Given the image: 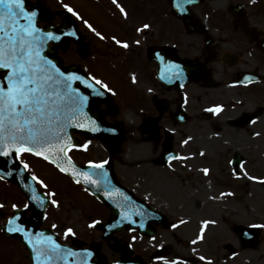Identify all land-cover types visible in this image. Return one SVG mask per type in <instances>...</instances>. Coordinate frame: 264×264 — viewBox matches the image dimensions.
Wrapping results in <instances>:
<instances>
[{
  "label": "flooded vegetation",
  "instance_id": "obj_1",
  "mask_svg": "<svg viewBox=\"0 0 264 264\" xmlns=\"http://www.w3.org/2000/svg\"><path fill=\"white\" fill-rule=\"evenodd\" d=\"M61 2L71 4L102 32L128 39L130 48L110 47V42L100 41L67 13ZM119 2L128 11L127 20L119 16L111 0H27L29 6L46 11L48 19L39 21L42 28L55 25L65 31L78 30L77 37H64L59 44L51 45V50L56 46L63 68L79 72L87 68L112 87L122 82L139 93L137 101L130 93L121 98L117 93L91 98L90 107L100 117L101 131L70 130L75 143L89 142L86 151L70 153L73 164L78 170L92 172L89 160H107L105 168L111 187L128 190L164 217L148 212L143 229L134 224L119 228L112 218L113 201L118 194L106 199L103 186L97 190L92 185H76L71 176L57 169L62 179L44 177L37 169L38 158L31 157L32 170L58 191L61 207L57 210L48 206L47 219L45 211L39 216L33 208L23 212L21 218L29 229L52 234L62 245L75 251L88 249L92 253L89 264H162L154 259L158 255L204 264L192 254L194 246L188 241L202 219H216L218 223L209 226L205 241L198 246L199 253L211 256L216 264H248L247 249L260 245L263 229L253 246L243 235L247 226L245 214L238 211L241 215L232 218L225 212L224 216L218 213L215 217L214 204L217 201L226 208L231 201L244 205V194L264 187V183L233 177L234 164L229 163L243 159L250 174L264 176V0H195L185 5L186 12L174 7L176 0ZM143 23H148L150 29L137 33L135 28ZM135 39L141 41L140 45L131 44ZM157 53L164 57L163 62L157 59ZM49 54L53 55L51 51ZM171 62L183 67L182 79H167L165 69ZM133 75L137 83H144L143 88L134 85ZM246 76L251 83L245 81ZM96 100H100L98 105ZM218 104L223 105L222 114L207 111ZM128 111L134 112L138 121L130 122ZM177 113L187 120H176ZM254 116L259 117L257 122L249 123ZM192 119V128L179 132L175 143L169 124L181 128ZM132 126L138 127L143 140L148 141L143 149L129 136ZM112 128L116 131L107 130ZM253 131H260L261 136L253 137ZM188 136L192 140L181 144ZM201 150L205 152L203 157L198 155ZM190 153L195 155L186 162L168 159L169 155ZM198 160L203 166L196 169ZM174 163L179 168L171 173L179 179L178 185L166 178V168ZM204 167L210 169L207 176L200 171ZM222 191L234 195L212 199L215 192ZM96 192L103 193L105 200ZM25 199L26 193L16 179L0 181V203H5L0 209V224L12 215L11 205H22ZM92 219L100 223L89 228ZM133 219L139 218L133 215ZM178 219L188 223L171 229L169 225ZM52 223L58 227L52 229ZM65 225L73 226L75 237H63ZM0 235L16 253L21 251L23 264H32L30 249L22 237L3 232ZM132 236L137 239L133 241ZM152 236L156 241L150 239ZM157 242H163L164 247H155Z\"/></svg>",
  "mask_w": 264,
  "mask_h": 264
},
{
  "label": "snow or ice",
  "instance_id": "obj_2",
  "mask_svg": "<svg viewBox=\"0 0 264 264\" xmlns=\"http://www.w3.org/2000/svg\"><path fill=\"white\" fill-rule=\"evenodd\" d=\"M193 2L195 0H176L174 7L181 12H186L185 5ZM254 2L255 0H249V3ZM111 4L115 6L123 20L128 19V11L119 0H111ZM61 7L80 21L100 41L110 42V47L115 46L125 50L130 48L128 39L117 34L102 32L71 4L61 2ZM39 16L38 10L29 6L27 0H0V181L12 177L20 183L26 193V199L22 205L16 203L11 205L12 215L0 224V232L18 234L22 237L23 243L30 249L32 264H89L92 253L88 249L75 251L71 247L58 243L52 234H46L44 231L34 232L23 222L22 213L31 211L33 206L45 210V219H47L48 206L57 210L61 207L58 191L53 190L44 178L32 170L29 158L35 157L53 165L59 173L71 176L72 182L76 185H92L97 190L103 186L106 199H113L114 194H118L122 196L125 203H118L117 207L127 208L129 197L120 193L119 189L111 187V180L105 168L108 164L107 160L98 162L89 160L88 166L93 171L88 172L78 170L70 155L73 150L86 151L89 144L88 141L83 144L75 143L70 130L101 131L98 123L100 117L96 116L90 107L91 98H103L108 94L116 95V92L104 78L87 68L83 72L63 68L49 54V50L51 45L59 44L64 37H77L78 30L69 28L65 31L64 28H57L55 25L42 28ZM149 29L150 25L143 23L136 27L135 31L143 33ZM140 43L139 39L131 41L133 45H140ZM156 56L160 61H164V57L159 53ZM165 71L168 73L169 81L182 79L184 75L183 67L175 62L167 63ZM244 79L249 83L252 82L247 76ZM132 80L135 82V75L132 76ZM183 86L181 83V87ZM151 91L149 89V92ZM99 102L100 100H96L94 103L98 105ZM207 111L214 115L222 114L223 105H215ZM258 119L259 117L254 116L248 122L255 124ZM107 130L116 131L115 128ZM216 135L219 134L216 133ZM251 135L259 137L261 132L253 131ZM191 140L192 137L188 136L180 143L187 145ZM192 155L195 154H175L169 155L168 159L186 162L192 158ZM198 155L203 157L205 152L201 150ZM229 163L234 164L231 174L236 179L243 178L264 183V176L250 174L243 159L229 161ZM183 166L189 167L187 164ZM168 167L171 168L172 165L169 164ZM200 171L205 176L210 173L208 167ZM84 190L88 191L87 188ZM232 195L234 193L222 191L218 197H212V199ZM4 207L5 203H0V209ZM133 215L139 219H133ZM147 216L148 213L142 206L134 210H122L116 224L128 221L143 229ZM99 223L100 221L92 219L88 227L94 228ZM186 223L188 221L185 219H178L169 227L177 229ZM217 223L216 219H202L194 237L188 241L194 246L191 248L192 254L204 264H216L211 256L200 254L198 246L205 241L209 226ZM249 226L264 229V223H253ZM57 227L56 223L51 224L52 229ZM62 233L65 239L76 236L71 225L63 226ZM243 235L251 237L252 234L244 233ZM131 239L135 241L137 237L132 236ZM150 239L156 241L155 236ZM155 247L163 248L164 244L157 242ZM232 255L235 256L236 253L233 252ZM154 259L162 264H189L187 259L179 256L169 259L158 255ZM115 264H121V262L116 261Z\"/></svg>",
  "mask_w": 264,
  "mask_h": 264
},
{
  "label": "rangeland",
  "instance_id": "obj_3",
  "mask_svg": "<svg viewBox=\"0 0 264 264\" xmlns=\"http://www.w3.org/2000/svg\"><path fill=\"white\" fill-rule=\"evenodd\" d=\"M134 85H137L138 87L143 88L144 83L139 80V83L135 80ZM114 90L118 94V96L121 98V96L127 95L126 93H130L132 96L131 98L134 99L135 101L138 100V95L139 93L136 92L131 85L124 84L122 82L115 84L114 85ZM193 114V110H192ZM136 114L132 111L127 112V118L132 121H138L136 119ZM169 122V121H167ZM195 120L192 119L188 124L181 126V128L175 127L171 124H169V128L174 135V142H177L179 132H186L187 130H190L192 128V124H194ZM129 130V136L131 139H134L138 142V145L140 146L141 149H143V144H145L144 134L140 132L138 127H131L128 129ZM164 134V133H163ZM146 145V144H145ZM191 152V151H189ZM39 162V165L37 167L38 171L43 174L44 177H51L53 176L58 177L62 179V176L55 170L56 168L53 167L52 165L48 164L47 162L37 159ZM198 164L196 165L197 167H202L203 162L198 160ZM206 163V162H205ZM179 167L177 166L176 163H174L173 167L171 168H166V178L168 179L169 183L172 184H179V179L172 176L173 172L171 173V170H176ZM215 197L219 196V193L215 192L213 194ZM245 197V204L243 205L242 203L239 204H234L232 201L229 203V207H222L218 204L216 201L214 204V216H218V213L221 214V216H224L223 213H228V217H238L241 214H238V211L241 213L243 212L246 218V224L249 226L253 223H264V187L260 190L258 189L257 192H249L244 194ZM1 237V235H0ZM260 245L257 248H252L248 247L247 249V259H248V264H264V229L262 230V235L260 239ZM20 251V249H19ZM17 250L14 248H11V244H9V241L6 239H0V256L3 257L4 260L7 261V264H23L22 262V253H16ZM0 257V261L2 264H5L4 260Z\"/></svg>",
  "mask_w": 264,
  "mask_h": 264
},
{
  "label": "water",
  "instance_id": "obj_4",
  "mask_svg": "<svg viewBox=\"0 0 264 264\" xmlns=\"http://www.w3.org/2000/svg\"><path fill=\"white\" fill-rule=\"evenodd\" d=\"M34 7V6H33ZM36 8V7H35ZM37 10H38V12H39V14H40V16H39V21L40 20H43V19H48V16H47V14H46V12L44 11V10H39L38 8H36ZM65 16V15H64ZM49 51H51V53L53 54V55H51V56H53V58L54 59H56L57 60V62L59 61V56H58V54H57V48H56V46H55V48L53 49V50H49ZM59 63V62H58ZM178 113H180V112H178ZM175 114V116H176V120H178V121H182V122H184V121H186L187 119L186 118H184V119H178L181 115L180 114ZM120 193H122L123 195H125V196H128L129 197V202H127L128 203V206H127V208H124V209H121V208H118L117 207V204L119 203V204H124L125 202L123 201V199H122V196H120V195H118V197H117V199L116 200H114L113 202V215H112V218H113V220H115V221H118L119 219H120V215H121V212H122V210L123 211H128V210H134V209H136L138 206H142L146 211H147V213L148 212H150L151 214H153L154 216H156V217H159V215H161L158 211H156L155 209H153V208H151L150 206H148L147 204H146V202H144V201H142V200H140V199H138V198H136L135 196H134V194H132L131 192H128V190H124V191H122V190H120ZM96 194L100 197V198H102V199H104L105 200V198H104V196H103V193H101V192H96ZM108 204H111V201H108L107 202ZM130 204H133V206L134 207H130ZM33 208V211L35 212V214L36 215H39V216H41L43 213H44V211L45 210H43V209H40V208H38V207H36V206H33L32 207ZM162 216V215H161ZM134 217H136L135 215H134ZM112 218H111V220H112ZM127 224H131L130 222H128V221H124V222H122V223H120V224H118V226L117 227H119V228H122V227H124V226H126ZM134 226H136V227H138V225H135L134 224ZM245 229H246V233H251L252 235H251V237H248V243H251V244H253V243H255L256 242V240H257V237H258V235H259V229H256V228H251V227H245Z\"/></svg>",
  "mask_w": 264,
  "mask_h": 264
},
{
  "label": "bare ground",
  "instance_id": "obj_5",
  "mask_svg": "<svg viewBox=\"0 0 264 264\" xmlns=\"http://www.w3.org/2000/svg\"><path fill=\"white\" fill-rule=\"evenodd\" d=\"M204 183H206L207 181L205 179H203Z\"/></svg>",
  "mask_w": 264,
  "mask_h": 264
}]
</instances>
